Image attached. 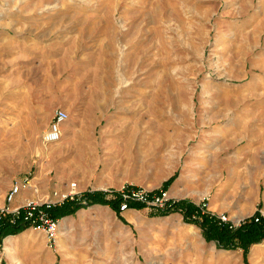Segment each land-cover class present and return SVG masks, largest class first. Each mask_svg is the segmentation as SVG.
Returning a JSON list of instances; mask_svg holds the SVG:
<instances>
[{
    "label": "rangeland",
    "instance_id": "rangeland-1",
    "mask_svg": "<svg viewBox=\"0 0 264 264\" xmlns=\"http://www.w3.org/2000/svg\"><path fill=\"white\" fill-rule=\"evenodd\" d=\"M57 107L69 118L45 146ZM26 179L38 195L8 203ZM124 187L232 226L264 214V0H0V208ZM158 211L80 208L54 243L5 237L0 264H264V241L245 259Z\"/></svg>",
    "mask_w": 264,
    "mask_h": 264
},
{
    "label": "trees",
    "instance_id": "trees-1",
    "mask_svg": "<svg viewBox=\"0 0 264 264\" xmlns=\"http://www.w3.org/2000/svg\"><path fill=\"white\" fill-rule=\"evenodd\" d=\"M174 178L172 176L164 183V189L172 183ZM80 198L85 203H82L80 200H67L62 204L51 207L49 211L53 217L62 218L74 214L80 208H86L94 204H103L109 205L123 219L120 215L121 202L117 198L106 199L104 193L100 191H85L81 194ZM143 207L142 204H131V208L141 209ZM175 211H180L183 214L185 222L198 225L202 230L203 236L207 240H214L218 248L224 250L241 249L245 259H247L252 245L264 241V214L260 211L244 219L238 226H232L228 221L221 220L216 214H200L196 204L187 200L175 202L170 207L161 209L155 214L164 216ZM27 228L21 216L17 218L14 224L3 219L0 221V243L3 242L5 237L16 235Z\"/></svg>",
    "mask_w": 264,
    "mask_h": 264
},
{
    "label": "built area",
    "instance_id": "built-area-1",
    "mask_svg": "<svg viewBox=\"0 0 264 264\" xmlns=\"http://www.w3.org/2000/svg\"><path fill=\"white\" fill-rule=\"evenodd\" d=\"M69 118V112L62 107H57L54 110L53 117L49 123L47 129L42 133V142L45 146L52 145L61 140L63 135V127L65 122ZM31 179H26L22 183L14 184L6 195V200L11 203L15 200L16 196L19 195L23 188L30 186ZM74 188L75 184H71ZM74 189L64 195V200H79L76 196ZM106 199H119L121 202L120 210L122 212L131 209V204H142L144 207L150 210L154 209H165L170 207L174 202H170L171 197L169 191L162 190L161 192L150 195L147 190L141 188H130L124 187L120 191H108L105 197ZM82 203H85L83 201ZM56 205L55 203H49L46 201L44 204L37 201H29L22 208L16 210H10L9 207L0 208V221L3 219L9 223L14 224L18 217L24 221L30 229L41 230L45 233L48 242L54 243L57 238V232L60 225V219L53 217L49 209ZM207 208L206 203L203 202L198 207L200 214L209 213L205 210ZM221 220L227 221L226 217H222Z\"/></svg>",
    "mask_w": 264,
    "mask_h": 264
},
{
    "label": "crops",
    "instance_id": "crops-1",
    "mask_svg": "<svg viewBox=\"0 0 264 264\" xmlns=\"http://www.w3.org/2000/svg\"><path fill=\"white\" fill-rule=\"evenodd\" d=\"M50 123V122H49ZM48 126H49V124H48ZM47 126V127H48ZM45 129H47V128H45ZM44 129V130H45ZM31 183V182H30ZM34 185H36L41 191H45V188H47V182L45 181V180H43V179H41L40 181H37ZM38 195V193H36L35 191H33L32 189L30 190V189H24V190H22L21 191V193L19 194V196H18V198H17V201L18 202H22L25 198H32V197H35V196H37ZM139 209H130V210H128V211H138ZM122 216H125L124 215V213H123V215ZM126 217V216H125ZM127 218V217H126Z\"/></svg>",
    "mask_w": 264,
    "mask_h": 264
},
{
    "label": "bare ground",
    "instance_id": "bare-ground-1",
    "mask_svg": "<svg viewBox=\"0 0 264 264\" xmlns=\"http://www.w3.org/2000/svg\"><path fill=\"white\" fill-rule=\"evenodd\" d=\"M79 133V132H78ZM60 141H58L57 143H54L53 145H57L58 143H59ZM42 175V174H41ZM233 261V258L232 259H230V262H232Z\"/></svg>",
    "mask_w": 264,
    "mask_h": 264
}]
</instances>
